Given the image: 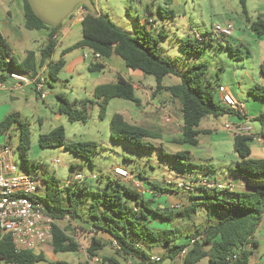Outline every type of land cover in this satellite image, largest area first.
I'll return each instance as SVG.
<instances>
[{"label":"rangeland","instance_id":"rangeland-1","mask_svg":"<svg viewBox=\"0 0 264 264\" xmlns=\"http://www.w3.org/2000/svg\"><path fill=\"white\" fill-rule=\"evenodd\" d=\"M149 1L151 0H93L98 15L111 20L131 36H135L138 18L146 23L147 30L159 38L163 57L169 59L181 74L194 64L207 65L208 70L204 80L211 84L210 89L216 103L223 105L219 89L224 87L227 92H235L244 102L249 104L257 102L264 108V100L255 98L250 92V88L264 85L258 68V62L264 58V52H259L253 47L255 45L250 37L252 31L246 22L241 0H183L181 8L173 9L174 16L169 15L168 11L171 8L165 4V0H155V6L151 5V8L147 5ZM150 9L155 13L153 16L150 15ZM247 10L252 22L264 12L260 0H248ZM71 19L72 17H69L62 25H66ZM229 22L233 25L232 37L222 38L214 32L215 25ZM0 29L18 60H22L28 51L40 50L47 43L43 32L29 31L25 28L23 0H0ZM83 40L82 27L79 25L74 27L67 38H59L51 62H57L68 49L73 48V50L67 53L66 67L57 81L49 80L47 73L43 75L45 99H42L41 94L29 85L15 89L11 83H8L4 86L5 90H0V122L10 114H19L17 122L4 134L6 145L14 152V160L19 168L29 170L43 182L57 180L65 199L69 192L74 201L82 200L80 214L83 221L66 219L61 223L62 226L90 229L89 224H85L84 221L88 219L87 214L93 202V193L96 191L116 194L118 191L124 193L128 188L139 194L145 190L156 194L142 178L157 183L161 188L166 187L179 193L178 195L182 196L183 200L187 199L189 204L193 202L191 197L198 193L196 189L202 181L199 176L204 173L206 180L214 182L218 179L225 184L226 189L230 190L234 179L240 178L233 171L237 155L232 142L221 143L205 135L201 137L202 143L199 146H185L190 152L188 159L177 158L157 140L151 141L155 146L153 149H145L111 139L112 116L121 112L120 110L126 105L138 107L131 102L112 101L104 119L100 118L99 107L94 106L86 124L70 122L59 112L57 94H64L71 104L80 107L81 101L94 100L93 92L97 86L116 82L113 72L107 69L102 72L89 70L94 58L91 57L87 47L79 46ZM184 41H191L200 47L207 45V47L199 54L190 55L188 49L183 46ZM85 55L88 56L86 59ZM133 75H127V78L136 82V95L141 98V105L138 108L151 111V115L145 116L142 123L159 134L165 146L177 147L175 142L182 136L179 104L171 101L168 92L156 93V81L152 76L137 72ZM136 77H142L140 83L134 79ZM259 78L262 80L258 81ZM181 80V77L171 76L165 79L164 84L177 85ZM144 84L152 86L145 88ZM258 93L262 94V92ZM166 104L171 105L168 111L169 122L164 118L163 109ZM128 112L126 110V115ZM227 120V115L219 118L209 117L202 121L201 127L207 126L213 130L214 135H222ZM21 125H24L29 132L28 150L21 146ZM252 125L254 134L261 136L256 133L263 130L261 123L253 120ZM58 127L65 129L66 143L94 142L98 144L97 153L90 159H85L64 148H41L40 136ZM251 145L254 147L257 143L251 142ZM170 149L172 153L175 152L174 148ZM117 167L132 174V177L129 179L117 177L115 174ZM210 169L212 171H209ZM77 175L83 176L82 181H75ZM136 181H141L145 185L138 188L135 185ZM44 184L43 186H47ZM190 187H193L192 190ZM215 214L213 212L209 215L207 208L201 206L192 219L175 222L174 226L187 233L189 241L196 233V227L206 228L217 223ZM255 238L259 241L258 251L260 254L264 253V233L258 231ZM81 249L85 255L78 252L59 254L53 252V255L56 260L70 264L74 261L83 262L88 257L83 245ZM104 251L110 253L108 256L119 259L115 250L109 248ZM145 251L150 254L148 248H145ZM45 255L48 262L37 264H57L48 252H45ZM157 257L161 258L163 255ZM121 261L127 263L123 259ZM175 263L181 264V260ZM164 264H173V262L167 260Z\"/></svg>","mask_w":264,"mask_h":264},{"label":"trees","instance_id":"trees-1","mask_svg":"<svg viewBox=\"0 0 264 264\" xmlns=\"http://www.w3.org/2000/svg\"><path fill=\"white\" fill-rule=\"evenodd\" d=\"M23 2L25 28L29 31L48 30L50 33L42 49L28 51L26 58L18 61L0 29V83L9 81L10 72L35 78L45 68H47V78L57 81L66 67L64 56L73 48L64 52L57 62H51L50 59L58 45L57 34L62 25L58 28L46 25L34 15L28 1L23 0ZM165 4L171 6L173 0H165ZM241 5L250 30L259 37L264 36V18L258 16L257 20L252 22L246 0H241ZM78 8L86 10L83 6ZM168 13L172 16L175 14L173 9ZM73 15L74 13L71 17ZM137 24L135 36H131L104 16L87 11L81 23L84 40L79 46L87 47L93 58L108 61L113 56H117L130 71L152 76L156 81V93L168 92L171 101L180 106L182 137L176 142L177 144L197 146L199 137L202 134H209L207 131L199 130L202 121L206 118L227 115L243 120L239 111L215 102L210 89L211 84L204 80L208 70L207 65L194 64L181 74L169 59L163 57L159 38L147 30L146 23L138 18ZM183 46L188 49L190 55L199 54L207 47V45L197 46L191 41H184ZM105 69L106 65L101 62L91 63L89 66L91 72H102ZM260 72L264 78V61L260 65ZM171 76L181 77V83L165 86V79ZM250 92L255 98L264 100V85L255 87ZM93 95L94 100L81 101L80 107H77L71 104L64 94H57L59 112L70 122L86 124L94 106L99 107L100 118L104 119L109 103L114 99L131 102L138 107L141 105L134 85L120 75L114 83L97 86ZM18 117V113H13L0 122V138L11 129ZM254 120L259 121L264 127V112ZM110 136L115 142H126L145 149H153L155 146L151 141L160 140L159 134L155 131L130 124L119 113H115L110 120ZM251 142L252 139L247 136L234 138V151L238 160L233 166V171L246 180V191L232 192L231 189L200 184L196 189L197 195L192 196L193 202L172 215L191 219L199 212L201 206L207 208L209 215L216 213V224L198 230L188 242L182 244L177 243L174 230H155L150 227V216L168 222L172 217L166 218L153 210L151 208L153 201L143 199L138 192L128 188L124 193L119 191L116 194L100 191L93 193L88 219L84 221L85 224H89L90 232L82 227L78 229L69 225L62 226L61 223L66 219L83 221L80 214L82 200L74 201L70 193L65 199L57 180L45 181L47 189L41 200L45 203L46 214L54 220L51 243L53 252L77 253L81 249V240H83L86 242L88 260L79 264H91L90 260L98 257L108 246L100 236L105 233L112 239L116 254L132 258L136 264H164L167 260L172 262L181 260V264H198L205 258L209 259L210 264H250L253 250L258 247L255 237L264 218V159L252 158ZM39 145L44 149L64 148L85 159H90L98 151V144L94 142L66 143L63 127L41 135ZM21 146L25 150L30 148L29 132L24 125H21ZM189 154L187 151H180L172 156L188 159ZM148 185L159 192L167 191L157 183L148 182ZM92 233L93 235L90 236ZM145 244L150 248L166 247L167 253L159 261H151L152 256L145 251ZM185 250L186 253L182 255ZM45 261L43 252L36 250L17 252L10 236H0V264H37ZM106 262L120 264L112 257L103 258V264Z\"/></svg>","mask_w":264,"mask_h":264},{"label":"built area","instance_id":"built-area-1","mask_svg":"<svg viewBox=\"0 0 264 264\" xmlns=\"http://www.w3.org/2000/svg\"><path fill=\"white\" fill-rule=\"evenodd\" d=\"M214 32L223 38H230L233 35V25L230 22L224 25L217 24L214 26ZM46 71L47 68L43 69L35 78L10 72L8 78L9 81L19 86H33L36 92L41 94V98L45 99V78L43 75L46 74ZM1 86L4 87L5 83ZM219 91L222 94L223 105L242 114L245 104L237 100L231 92H227L224 87H220ZM170 106L166 104L163 109L167 122L170 121L168 113L171 109ZM224 128L234 138L247 136L252 139V142L264 144V136L255 135L250 125L230 121ZM115 174L122 179L132 177V174L119 168L115 169ZM82 179V175L75 177V181H82ZM200 184L226 189L225 184L207 180L200 181ZM135 185L141 188L144 184L141 181H136ZM43 197L40 178L34 176L29 170H21L14 160L12 149L6 144L0 145V236H10L17 252L37 251L52 243L54 220L46 214L45 203L41 200ZM186 251H183L182 255ZM159 260L160 257H151V261ZM91 262L97 264L99 260L94 258L91 259Z\"/></svg>","mask_w":264,"mask_h":264},{"label":"crops","instance_id":"crops-1","mask_svg":"<svg viewBox=\"0 0 264 264\" xmlns=\"http://www.w3.org/2000/svg\"><path fill=\"white\" fill-rule=\"evenodd\" d=\"M182 2H183V0H173V4L171 6H169V7L171 9L181 8L183 6ZM260 2H261V8L264 10V0H260ZM247 4H248V0H246V6H247ZM147 5H148L149 8H151V5L154 7L155 6V0L149 1ZM150 10H151L150 11V15L153 16L155 13L153 12L152 9H150ZM86 13H87V11L84 8H78L75 11V13L72 16V19L69 21V23H66V25H64V26L62 25L61 26V28H60V30H59V32L57 34V44H58L59 38L60 37H61V39L67 38L70 35V33L72 32V30L74 29V27H76L78 25L82 27L81 23H82V20H83L84 16L86 15ZM259 16H262L264 18V12L262 14H260ZM39 32H43L44 35L46 36V38L48 39V35L50 33L48 30H41ZM250 37L253 40V45H255L253 47H255L259 52L263 53L264 52V36L259 37L257 34L252 32V35H250ZM33 51H35V50H33ZM37 51H39V50H37ZM90 55H91V57H93L91 51H90ZM26 56H27V53H26ZM26 56L22 60H24L26 58ZM66 56H67V54L64 56V59H65ZM85 56H84V58L86 59ZM22 60H18V61H22ZM108 61H104V60H102L100 58H94V63H96V62L104 63L106 65V69L109 70L110 72H113V74H114V76L116 78V81H117V77L120 75V76L124 77L126 80L130 81L134 85V87L136 89L137 86H136V82H134L135 80L133 81V80H129L127 78V75L134 76L133 74H135L136 72H133V71H130L129 69H127V67L125 66L124 62L117 56H113ZM263 61H264V58H261V61L258 62L259 70H260V65H261V63ZM131 72H133V73H131ZM137 73H140V72H137ZM261 76H262V74H261ZM134 79H137V81H138L137 83H140L142 77H136ZM260 80H262V79L259 78L258 81H260ZM263 82H264V78H263ZM8 83H11L15 89H19V88L22 87V86L16 85L15 83H13L11 81H7L5 84H8ZM2 84L3 83H0V90H5V88L1 86ZM143 86L145 88H148V86H152V85H150V84L149 85H145L144 84ZM31 87H33V86H31ZM33 89L35 90L34 87H33ZM250 89H252V88H250ZM136 91H137V89H136ZM144 93L148 94L146 91H144ZM232 94L236 97L237 100H239L240 102L245 104V110L241 114L242 117H243V120H240L236 116H228V120H227L226 124L228 122L232 121V122H235V123H242V124H245V125H250L253 128L252 121L260 113L264 112V110H263L264 108L257 102H254L252 104H249V102H244L243 100H241L240 96L237 95L235 92H232ZM114 100H121V99H114ZM114 100H112V101H114ZM111 102L109 103V105L111 104ZM249 108H252V109L250 110ZM126 110L129 111L128 114H127V115H129V118H127ZM120 111L121 112H117V113L123 115V117L125 118V120L127 122H129L130 124L138 125V126H142V127H145V125L142 123L143 122L142 120H144V117L145 116L149 117L151 115V111H147L146 109H139L138 107L134 108L131 105L130 106L126 105ZM181 115H182V113L180 111V117L182 118ZM145 128H147V127H145ZM148 129H150V128H148ZM199 130L200 131H207V132H209V134H202L199 137V144L197 146H199L202 143L201 137L205 136V135H209V136L215 138V140L220 141L221 143L222 142H232L233 145H234V137L229 132H227L225 129H222V132H224V134H222V135H219V134H215L214 135L213 134V130L211 128L207 127V126L201 127V125H200ZM256 133L257 134H261V135L264 136V128H263V130L261 132H256ZM157 141H160L161 146L164 147L165 149H167V151H169L171 155H174V154H176V153H178L180 151H187V149L185 148V146H187V145H179V144L176 143L177 141L175 142L177 147H171L170 145H168L169 147L165 146L163 144V141H164L163 139L157 140ZM3 144H6L5 137H1L0 138V145H3ZM197 146H194V147H197ZM250 146H251V149H252V158H254V159H264V144H261V145L257 144L254 147H252V145L250 144ZM170 148H174L175 152L172 153ZM187 152H189V151H187ZM236 159L238 160V156L236 157ZM117 168H119V167H117ZM119 169H121V168H119ZM209 171H212V169H210ZM203 175L199 176V179L206 180ZM142 179H143V181L146 182V184H148V182L153 183L151 180H145L144 178H142ZM40 181L43 182L41 179H40ZM214 181L217 182V183H221L220 181H218V179H215ZM44 183L45 182H43L42 185H41V192H42L43 195H45L46 189H47L46 186H43ZM221 184H223V183H221ZM165 189L167 190L166 192H159V191L154 190L156 192V194L153 193L150 190L149 191L145 190L142 194L140 193V195H141V197L143 199L153 201V204L151 205V208L153 210L159 212L160 214H162L166 218L172 217V220L170 222H168L166 220H163V219H160V218H156L154 216H150L149 217L150 227L155 229V230L172 229V230L175 231L177 243H179V244L186 243L188 241V239H189V236L187 235V233H184V232L178 230L177 227L174 226V224H175V222H179V221H184V220L187 221L190 218H182L180 216H172V215H174L175 213L180 211L182 208L188 206V204L190 202L186 198H185L186 200H183V198H181L182 196L178 195L179 193H176L175 191L168 190L166 187H165ZM246 190H247L246 180L243 179V178H237L236 177V179H234V182H233V184L231 186V191L232 192H242V191H246ZM173 194H175V195L173 196ZM132 203H133V201H132ZM171 209H173V210L171 211ZM174 211H176V212H174ZM72 224H74V222ZM204 228H205V226H203V228H200V229L198 227H196L195 232H197L198 230H203ZM87 231L90 232L91 228L87 229ZM259 231L264 233V218H263L262 224H261V226L259 228ZM90 235L92 236L93 233L90 234ZM100 236L108 244V246L104 250H106V249L108 250L109 248L115 250L114 244L112 243V239L107 234L103 233V234H100ZM182 237H185V238H182ZM81 241H82V245L85 247V241H83V240H81ZM257 242H258V247H259V241H257ZM144 247H146V248H148L150 250V255L151 256H159V255H163L164 256L167 253V248L166 247H151L150 248L148 244H145ZM258 247L253 250V255L251 256V257H253V259L251 260V258H250V260H251L250 264H264V253L260 254V252L258 251V249H259ZM81 250L82 249H80L78 251V253L84 254L83 251H81ZM104 250L100 253V255L98 257L95 258V259L99 260V262L97 264H99V263L103 264V258H105V257H112V256H108L110 253L105 252ZM40 251L43 252L44 255H45V252L46 253L48 252V254L52 257L53 261L55 263H57V264H70L68 262H63V261L56 260V258L53 255V248H52L51 244L46 246L45 248L40 249ZM115 252H116V250H115ZM117 256L119 257V259L116 258V260L120 264H136L135 260L132 259V258L130 259L129 257H124V256H120V255H117ZM45 257H46V261L45 262H48L46 255H45ZM121 259H123L124 261H127V263L126 262L123 263L121 261ZM86 260H88V259H85L84 261H86ZM79 263L80 262L74 261L72 264H79ZM90 263L92 264L91 260H90ZM105 264H111V262H106ZM173 264H176V263L173 262ZM198 264H210V262H209L208 258H205V259L201 260Z\"/></svg>","mask_w":264,"mask_h":264},{"label":"water","instance_id":"water-1","mask_svg":"<svg viewBox=\"0 0 264 264\" xmlns=\"http://www.w3.org/2000/svg\"><path fill=\"white\" fill-rule=\"evenodd\" d=\"M34 15L46 25L58 28L78 7L96 15L97 9L93 0H27Z\"/></svg>","mask_w":264,"mask_h":264}]
</instances>
